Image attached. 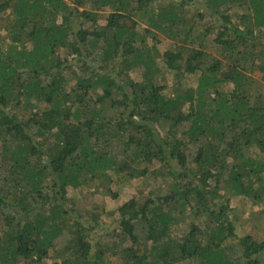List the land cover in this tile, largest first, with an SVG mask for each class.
<instances>
[{"label":"trees","instance_id":"trees-1","mask_svg":"<svg viewBox=\"0 0 264 264\" xmlns=\"http://www.w3.org/2000/svg\"><path fill=\"white\" fill-rule=\"evenodd\" d=\"M197 1L0 0V264H100L68 188L112 176L168 188L119 207L125 264H264L225 191L264 201V0Z\"/></svg>","mask_w":264,"mask_h":264},{"label":"rangeland","instance_id":"rangeland-1","mask_svg":"<svg viewBox=\"0 0 264 264\" xmlns=\"http://www.w3.org/2000/svg\"><path fill=\"white\" fill-rule=\"evenodd\" d=\"M201 1H197L196 5L201 6ZM86 7L91 8V5L87 4ZM107 13L108 10L100 12L99 15L101 17H99L100 19L102 18L101 22H103ZM3 16L5 15L1 14L0 18L2 19ZM233 20L237 21V19ZM204 21L210 22L208 18H205ZM206 26L205 24H201V29H206ZM3 35V31H1L0 36L3 37ZM215 36V31L206 36L205 44L202 46L203 50L211 56L209 59L224 60L219 45L215 43ZM157 48L159 50L158 59L160 62H163L165 51L172 50L173 43L162 36L160 43L157 44ZM164 72L161 78L162 84L167 86V92H171L176 80L172 71L164 70ZM249 74L255 79L260 77V73L257 70L251 71ZM131 76L137 81L141 80L139 72H132ZM184 76L181 80L184 86H196L198 73ZM231 88L230 84L221 87V89L227 92ZM155 167L156 165L152 168ZM167 190L168 188L157 179L152 180L148 177L128 180L123 176L98 179L76 190L68 188L69 197L75 202L76 208L81 211L80 214L88 220L89 226L92 227V230L89 232V239L94 249L96 250L100 247L103 250L101 261H98L100 264H125L126 260L123 251L125 248L132 246L131 242L121 235L118 226L119 207L131 199L142 203L150 196V193L157 196L164 194ZM225 191L231 196L230 206L233 208V211L230 217L236 224L237 235L242 236L245 233L246 223L250 225L264 223V213L262 212L264 201L257 203L250 198H237V196H233V193L227 187H225ZM177 219L178 222L174 225L173 231L175 236L181 237L188 228V218L186 216L184 221L181 217H177ZM253 231H256V229L251 230L250 233ZM253 234L256 235L255 232Z\"/></svg>","mask_w":264,"mask_h":264}]
</instances>
